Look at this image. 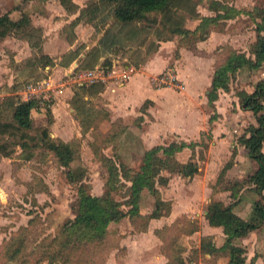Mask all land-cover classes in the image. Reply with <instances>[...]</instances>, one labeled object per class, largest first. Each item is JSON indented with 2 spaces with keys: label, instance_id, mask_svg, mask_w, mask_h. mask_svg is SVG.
<instances>
[{
  "label": "rangeland",
  "instance_id": "obj_1",
  "mask_svg": "<svg viewBox=\"0 0 264 264\" xmlns=\"http://www.w3.org/2000/svg\"><path fill=\"white\" fill-rule=\"evenodd\" d=\"M42 1L44 0H17L15 6L16 8H25L30 14L32 23L42 27L45 34L42 50L54 56L57 62H60L62 54L66 52L65 55H67L68 49L72 48H76L79 52L77 61L81 62V68V65L83 68L86 67H84V63L89 67V63L98 54L99 57L107 55L115 59L113 61L117 67L135 66L132 72L133 77H140L141 74H144L149 80V87L159 90L160 87H156L151 78L160 71L146 74L148 69L145 64L153 63L160 58V60L165 59V67L162 70L172 69L177 75L179 73L180 85L161 86L164 87L162 89H165V93H160L158 90L153 91L152 96L162 97L165 105H162V102L139 101L136 96L134 98L132 96L129 99L130 104L125 110L127 115L115 120L114 126L110 128L106 123L98 122V117L107 113L105 108L108 106L102 104L104 96L98 94L97 91L92 93V103L98 106L87 108L92 114L84 122L82 121L81 127L73 113L67 110L68 106L64 105L65 111L61 118L63 125L58 129L77 151L68 167L60 165L53 152L42 147H31L35 153L29 159L22 156L24 151L21 152L22 148L18 145L11 146L12 153L10 155L0 153V264H49L48 252L53 251L56 243L64 236L61 232L64 221L74 216L73 204L77 195V185L81 181L87 185V189L93 195H111L119 200L123 198L124 188L111 191L105 184L108 174L100 160L101 152L108 155L114 153L118 161L137 168L141 163L144 147L156 143H167L170 140H201L202 144L197 145L194 149L184 148L177 153V158L180 161L192 157L199 165L198 173L191 177L172 174L174 177L171 175L173 178L169 180L170 183L167 187H159L160 196L167 199L175 200V198L182 197L186 203L189 201L195 203L192 208L198 203L195 211L200 212L201 215L210 207L213 200L230 201L229 192L222 188L226 183L228 186L233 185V190L237 195L240 194L244 186L250 184L249 174L254 171L257 163L247 155L246 149L237 142V137L249 123L255 122V118L250 110H244L239 106V103L237 104V98H234V95L240 89L253 90L256 81L264 78V64L257 69L245 66L236 72L230 80L229 89L225 94L226 99L215 101L217 116L213 121L208 120L213 110L208 104H205V101L208 88L207 80L211 77L215 65L231 50L243 51L247 55H251L250 49L256 40L257 31L255 19L249 12L255 13L257 7H263L264 0H221L235 5L241 9V12L233 17L219 18L205 40L193 41L195 37L188 35L185 41L191 45L176 44L181 38L176 34L171 35L170 41L157 44L155 37L153 38V28L151 30L136 21L121 26L119 30L110 24L107 27L111 29L107 30H110L108 36L112 35L111 39H104V36L101 38L106 27L105 23H107L104 21L109 19V17L104 19L106 15L104 12V14L99 12V15H93L97 17L94 23H89V20L84 19L77 25L71 26L69 22L75 13L64 12L53 2L45 6ZM78 1L84 5L89 2V0ZM211 1L181 0L182 6L185 4L189 6H186L188 11H193L191 8L195 9V12L186 18L187 26L195 25L199 16L215 14V10L210 9ZM183 11L186 10L182 9V12H178V18L189 15ZM17 14L18 12L12 16ZM87 19H90L89 15H87ZM73 37H75L72 43L74 46L68 48L70 43L67 39ZM113 38L118 42L112 41ZM36 54L38 51L31 47L25 38L8 34L2 41L0 40V116L4 120L9 119L10 111L6 101L2 100H6L7 95L25 97L23 90L27 88V84L43 79V77L39 78L43 73L40 67L36 70L35 76L31 73L28 76H26L27 74L22 76L16 74L15 76L11 64L16 63L20 66L26 58ZM72 66L74 67V65ZM68 67L58 63L55 69L48 71L53 81L58 83L69 80L67 85L73 89L77 84L74 78L70 79L68 74H65ZM16 77H21L17 83L19 86L17 89L22 91L21 93L19 90L15 92L9 88ZM30 77L38 78L25 83ZM190 77L193 83L197 79L201 84H206L199 94L191 93L189 95L187 92L188 95H183L185 89L186 91L191 89ZM115 79L119 80L116 77ZM128 82H130V78L123 84ZM93 83L95 88L102 85L99 82ZM116 86L121 85L117 84ZM63 88L62 95H65V87ZM39 89H43V87ZM118 89L127 93L123 89L129 88L119 87ZM222 91L220 90V92ZM44 92H37V94L40 93L39 97H42L40 99L43 102L56 99L54 93L49 98L48 96L44 98ZM191 96L196 98L197 105L194 102V107L191 106L189 110L183 109L180 103H178L180 108L178 105L176 106L180 98L185 97L190 100ZM171 102L176 106L174 110L169 105ZM145 108H148L149 114L138 115L139 110ZM182 115L187 120L192 116L203 120V123L205 122L200 136L185 137L178 132L170 133L168 131V134L164 131L160 132L159 125H162L164 121L174 118V116L179 118ZM143 117L144 122H142ZM33 119L32 134H37L43 129L49 132L50 136L51 132L55 133L53 121L50 122L42 112L33 111ZM90 126L93 128L87 130ZM120 130L121 132H119ZM110 131L118 132V137H115L117 143L115 138L108 134ZM52 138L56 139L57 137L53 136ZM93 149H96L98 154H94ZM152 197L150 190L144 191L140 201L142 213H146V210L149 209ZM236 204L244 217L250 216L249 207L252 205L250 206L248 201L236 202ZM201 215L193 217L183 214L177 216L176 220L157 227L163 237V242L159 246L164 248L165 250H163L168 254L171 252V256L178 254V250L186 249L191 259L184 261L185 264L212 263L214 259H205L203 255H199L202 252H197L199 239L197 235L199 234L196 232L190 236L187 235L189 228L196 222L202 229L200 227L202 225ZM191 219L194 220L191 221ZM146 226L147 220L142 217L138 216L134 221L125 219L121 222L119 230L127 233L130 228L133 234L130 240L123 244L124 246H121L122 240L116 235L118 228H110V231H113L112 236L95 239L89 243L76 244L66 253L65 257L54 258L53 264H121L122 260L120 259L125 257L123 254L127 252V248L134 251L141 242L149 247H155V245L157 247V240L153 235L150 238L139 233V230ZM247 244L251 255L256 249L255 251L263 256L264 264V236L255 241L254 239L248 240ZM16 247L19 249L17 250ZM14 249L16 253L11 256ZM249 258L247 255V261ZM199 260H201L200 263Z\"/></svg>",
  "mask_w": 264,
  "mask_h": 264
},
{
  "label": "trees",
  "instance_id": "obj_2",
  "mask_svg": "<svg viewBox=\"0 0 264 264\" xmlns=\"http://www.w3.org/2000/svg\"><path fill=\"white\" fill-rule=\"evenodd\" d=\"M59 1L68 11L77 9V5L72 0ZM180 2L181 0H90L84 10L89 17H92L96 11L106 10V14H110L113 20L120 23L136 21L145 27H154L159 33V39L170 38L174 34L180 35L178 45H191L185 41L188 35L195 37L193 41L205 39L219 18L233 17L241 12V9L235 5L221 0H212L210 9L215 10V14L199 16L195 25L187 26L186 18L192 15L195 9L191 8L193 11H188L186 6H189L187 4L182 6ZM182 9L186 10L183 12L189 15L178 18V12H182ZM249 13L255 19L257 31L256 40L250 49L251 55H247L243 51L231 50L215 65L207 92V102L213 110L209 116V121L215 120L217 116L214 101L218 97V90H228L231 78L239 69L245 66L250 69H257L264 64V6L257 7L255 13L251 11ZM83 15L84 13L80 12L73 23L77 22L78 18ZM8 34L25 38L30 46L38 51V54L26 58L20 66L16 67L17 76L19 74L21 76L27 74L26 76H28L30 73L35 76L39 67L43 72L39 78L47 76L48 71L44 68L46 65L52 66L53 61L49 55L42 53L41 27L32 23L30 14L26 10L20 11L16 18H12L8 12L0 15V40ZM74 57L70 59L72 60ZM20 78L16 77L9 88L14 91L18 90L17 83ZM37 78L30 77L25 83ZM83 86L84 84L79 85L81 89ZM236 95L239 98L240 107L244 110H250L255 118V122L249 123L238 135L237 142L246 149L247 155L256 161L257 166L249 174L250 184L244 186L239 195L235 194L233 185L228 186L226 183L222 187L230 190L231 197L237 196L234 198L235 200H231L227 204L221 200L211 201L206 218L211 225L222 226L224 241L221 246L216 247L209 239L203 237L200 250L202 253L207 252L209 254L217 253L222 249L227 250L229 254L228 264H247L245 259L246 247L237 241V237L248 229L256 230L257 239L264 236V78L256 81L252 91L240 89ZM5 98L6 100L2 101H6L10 114L8 120H4L0 116V153L10 155L12 153L11 146L18 145L22 148L21 152L24 151V155H21L29 159L35 153L31 147H42L53 152L60 165L68 167L77 153L72 144L58 138H52L49 132L44 129L37 134L31 133L34 127L31 110L37 108L42 111L43 109L49 115L48 105L50 101L43 102L37 97L18 98L16 100L14 95H7ZM78 108L80 113H85L86 117H90L92 114L82 103L79 104ZM105 117H107V113L102 117L99 116L98 122ZM84 120L85 118L82 117L81 123ZM114 124L112 122L111 126L113 127ZM117 133V131L108 132L113 138L118 137ZM115 140L117 143V138ZM199 144H202L201 140L187 141L183 139L155 144L142 153L141 163L137 168L118 161L114 153L108 155L101 152L100 160L106 167L108 174L105 184L111 191L124 188L123 198L119 200L111 195H93L87 189V185L81 181L77 185V195L73 204L74 216L64 221L61 228L64 236L56 243L54 250L48 252V263L53 264L56 257H65L66 253L76 244L89 243L95 239L112 236L113 231H110L109 225L119 222L125 216L134 221L138 216L147 220L167 213L170 210V200L162 199L159 194V187L167 186L175 173L183 177H191L198 173L199 165L192 157L180 161L177 158V153L184 148L194 149ZM93 153L98 154L96 149H93ZM147 189L153 195L152 202H150L148 211L142 213L140 201ZM242 197L253 199L248 219L241 217L234 211L236 202H239ZM196 227L197 224H193L188 232L193 231ZM16 249L18 250L19 247ZM14 253H16L15 249L11 256ZM250 261L252 263L253 259ZM172 264L185 263L182 260H177Z\"/></svg>",
  "mask_w": 264,
  "mask_h": 264
},
{
  "label": "crops",
  "instance_id": "obj_3",
  "mask_svg": "<svg viewBox=\"0 0 264 264\" xmlns=\"http://www.w3.org/2000/svg\"><path fill=\"white\" fill-rule=\"evenodd\" d=\"M72 1L74 4L77 5V9L73 10V11H68L60 3L59 0H44L42 2L45 6H46V4L48 6V4L50 5V3L53 2V3H56L59 6V8H61L64 12L67 11L68 13H75L74 17L69 22V25H71V26L77 25L80 21H82L84 19L89 20V23H94V20L97 19V17L96 16L94 17L93 15H97L99 12L101 14H104V13L106 14V10H101L99 12L96 11L95 14H93L92 17H90V19H87L88 14L84 10L87 3H86V5H84L83 3H81L78 0L77 1L72 0ZM16 3H17V0H0V15L4 12H8L12 18H16L19 15L21 9L25 10V8H16V6H15ZM16 12H18V14L16 16H12ZM80 12H83L84 15H86V16L83 15L82 17L78 18L77 22L73 23ZM107 17H109V19ZM105 18H107V19H105ZM104 19L106 20V21H104V23L107 22V23H105V26H106L105 30L101 34V38H102V36H104V39H107V38L111 39L112 35H110V37L108 36L110 30H107L110 28V27H107L110 24H111V26H113V28H116V30H119L121 26H123V25L126 26L127 24L132 23V22L120 23L119 21L113 20L111 18L110 14L109 15L106 14ZM34 25L40 26L38 24H34ZM118 26H119V28H118ZM152 28H153V30H152ZM150 29L154 32L153 38L155 37L157 44H159V43L162 44V43H166V42L170 41L169 40L170 38L159 39L158 38L159 33H158V31H156V28L150 27ZM41 31H42V34H41L42 42L41 43H42V48H43V37L45 36V34L43 33L44 30L42 29V27H41ZM71 33H72V31H71ZM151 34H152V32H151ZM161 36H162V34H161ZM74 39H75V37H73L71 39L69 38V40L67 39V41L70 43L68 48H71L74 46V44H72ZM104 39H103V42H105ZM203 40H205V39H203ZM112 41H116V39L113 38ZM116 42H118V41H116ZM176 44H178V43H176ZM179 47H181V46H179ZM68 52L69 53L67 55H65L66 52L64 54H62L60 62H57L55 60L54 56L49 55L48 53H46L45 51L42 50V53L49 55L53 61L52 66H50V67H49V65H46L48 67L45 66L46 71H48L49 69H55V66H57L58 63H60L63 66H69L66 69L65 74H68V77L70 79L74 78V80L77 84L76 87L74 86V88L72 89L70 86L67 85L69 80L63 81V87H65V95H62V93L64 92V88L62 89L61 92H52V94L54 93V96H56V99L55 100L54 99L49 100L50 101V103L48 105V107L50 109L49 115H47V113L44 112L43 109H42V111L38 110L37 108H33L31 110L32 117H33V111L37 110V111L42 112V114L46 115L50 122L53 121L55 133L53 134L51 132L52 137L55 136V137L59 138L60 140L69 143V140L65 139V137L61 134L60 129H58L59 126L63 125V121L61 120V118L63 117V112L65 111L64 110L65 108H63V106L64 105L68 106L67 110L69 112L73 113L74 118L78 120V123L81 127L82 126L81 125L82 124L81 123L82 116L85 119H87L88 117L85 116L84 112L80 113L78 106L80 103H82V104H84V106L86 104L87 108H89V106H91V107L96 106L97 107L98 106L97 104L94 105L92 103V93H94V91H97L98 94H101V96H104V99H102V104H105L108 106L105 108L106 109L105 111L107 112V117L101 118V120L99 121L100 124L106 123L108 125L107 126L108 128H110L112 122L119 119V117H125V115H127L125 110L129 106V104H130L129 99L132 96H133V98L136 96V98L139 101L144 100V102H145V100H149L151 103L152 102H157V103L162 102V105L166 104L162 97L157 98L155 96H152L153 91H157L158 89L154 90V89L149 87L150 86L149 80H148V78L145 77L144 74H141L140 77H136V76L133 77V75L131 74L132 76L129 77L130 82H128L127 84H125V83L123 84V82H120V81L118 82V80L115 79V76L111 75L109 72L110 65L114 63L115 59L110 58L107 55L99 57L100 55L98 54L96 56V58L89 63V67L84 63V67L85 66L86 67L83 68V65H81L82 66V68H81L80 67L81 62L77 61L78 55H79L78 50L76 48H74V49L72 48V49H68ZM73 56H75V57L71 60L70 58ZM106 60H108V61H106ZM87 62H89V61H87ZM75 63L78 64V67L73 70L71 68L73 67L72 65H74ZM11 65H13L12 67L14 68V75L16 76V73H17L16 67L18 65L16 63L11 64ZM145 65H146L145 67L148 69L146 71V74H148L149 72H158V71H161L162 68L165 67V59L160 60V58H159L156 61H154L153 63H147ZM97 68H99L98 71L102 73L103 78L98 80V81H95V82H99L100 84L102 83L103 86L101 85L100 87L97 86V88H95V84L93 82L88 83L86 81L81 82V80H79L78 75H77L78 71L80 72V71H84L87 69H97ZM143 73H145V71H143ZM212 73H213V71H212ZM178 75H179V73H178ZM193 75H195V74H193ZM47 76L50 77L49 71H48ZM178 78H179V76H178ZM211 78H212V74H211V77L208 78V80H207L208 88H209L210 83H211ZM189 79H190L189 83L192 82L190 85L191 89H188L189 91H186V89H185L186 94L183 93V95H188L187 92H189V95H191V93L199 94L202 91V88H204L206 83L201 84L200 81H198L197 79L193 83V81L191 80V77ZM82 84H84V86L81 89L79 87V85H82ZM117 84L121 85V86H119L121 88L128 87L129 89H123V90H126L127 93L120 91L121 89H118L119 87L116 86ZM162 88H164V87H160L158 91L160 93H163V92L165 93L166 92V91H164L165 89H162ZM208 88L206 89L205 104H208V102H207ZM67 89L69 91H66ZM220 90H223V89L218 90V97H217V99H215V101L226 99L225 94H227L228 90H223L222 92H220ZM16 91L17 90H15V92ZM21 92L22 91H20V93ZM14 97L16 100L18 98L26 99L25 97L22 98L18 95H14ZM172 97L179 99L176 96H172ZM180 97H182V96H180ZM234 98H237L236 102L238 104L239 103L238 96L234 95ZM233 100H235V99H233ZM215 101H214V105L216 107ZM144 102L142 103V105L144 104ZM194 102L197 105L196 98L192 97L190 100H187L185 97H183V98H180V101H177L176 106L178 105V103H180V106L183 109L189 110V108L191 106L194 107ZM201 102H203V101L201 100ZM169 105H170L171 109H173V110L176 107L173 102H171V104H169ZM141 106H140V108H141ZM180 106L178 105V108H180ZM139 111H140V113L138 115H140V116H146V114L147 115L149 114L148 108H145L144 110L140 109ZM198 114H200V113H198ZM144 120L145 119L143 117L142 122H144ZM208 120H209V117H208ZM204 124H205V122L203 123V120H198L196 117L191 116L187 120L186 117L182 115L179 118L174 116V118L167 119V121H164V123H162V125H159L158 129L160 130V132L164 131V133H166V134H168L167 132L170 131V133L178 132L185 137H190V136L195 137L198 135L200 136L201 130H203V128H204ZM91 128H93V126H90L89 128H87V130H89ZM143 140H144V138H143ZM156 144H159V143H156ZM154 145L155 144H153L152 146H154ZM152 146L144 147L145 148L144 151L146 149L152 147ZM172 178L170 180H172ZM166 187L167 186H164L163 188H166ZM226 191L229 192L228 196L230 198V201L235 200L233 197L230 196V190L226 189ZM177 194L180 195V193H177ZM161 197H162V199L170 200V210L167 213H164L158 217L148 218L147 219V226L144 229L139 230V233L141 232L140 234H142L144 236L147 235V237H150V238L154 236L155 240H157V247H156V245H155V247H149V246L145 245L143 242H141V244L137 245V247H136V249H134V251H132L131 248H127V252L125 254H123V255H125V257L124 258L121 257V259H120V260H122L121 264H172V263L176 262L177 260L187 261L188 259H191V257L188 254V251H186V249H182L181 251L178 250V254H175L176 257H175V255L171 256V252L169 254L167 252H165L164 251L165 249L162 248L161 246H159L163 242V237L161 235L160 230L157 227H161L162 225H165L169 222H172L173 220L177 219V216H182L183 214H184V216H193V217L194 216H200L201 215L200 212L195 211L196 205L198 203L194 206V208H192L195 203L191 202V201L186 203L182 197H180L179 199L175 198V200L167 199L166 197H164L162 195H161ZM174 197H175V195H174ZM244 200L248 201L250 206L252 205V202H253L252 198L242 197L239 202L244 203L245 202ZM221 201L223 202V200H221ZM230 201H228V202H230ZM228 202H223V203L227 204ZM236 205L237 204H235V206H234V211L238 215H240L241 217L248 219L249 217H246V216L244 217V215H242V213L239 211V209L236 207ZM148 208H150V205ZM251 208L252 207H249V213L251 211ZM146 211H148V210H146ZM189 212H193V213H189ZM206 213H207V210H205L203 212V214L201 215L202 225L200 227H202V229L204 231H201L202 229H200L199 226L197 225V227L193 231L187 233V235H189V236L196 233V232L199 234V235H197V236H199L198 251H197L198 253L201 252L200 245H201V240L203 239V237L209 239L211 241V243L213 245H215L216 247L221 246L223 241H224V233L222 230V226L211 225L206 218ZM125 219L128 220L129 217L125 216L119 222L111 223L109 225L110 228H115V229H116V227L118 228L117 229L118 232L116 235L119 236L122 240L121 246H124L123 244H126L125 242L127 240H130V238L133 234V232H131L130 228L127 231V233L125 231L119 230V226L121 225V222ZM193 220L194 219H191V221H193ZM126 227H127V225H126ZM150 228H152V229H150ZM263 229H264V227H263ZM148 235H151V236H148ZM251 239H254V241L257 240L256 230L248 229L247 231L240 234L239 237H237V241H239V243L245 245V247H246V252H245L246 262H247V264H263V260H262L263 256L261 254L257 253L255 251L256 249L253 250L252 255L250 253V250L248 251L247 241L251 240ZM199 255H203L205 259L206 258L207 259H210V258L214 259V261L212 263H208V264H228V260H229V254H228L227 250H223V249L219 250L217 253H214V254L213 253L209 254L207 252H204V253H200ZM247 255H249V257H250L249 261H247ZM251 259H253L252 263H250ZM200 261L201 260H199V263H200ZM115 264H117V263H115ZM203 264H206V263H203Z\"/></svg>",
  "mask_w": 264,
  "mask_h": 264
},
{
  "label": "built area",
  "instance_id": "obj_4",
  "mask_svg": "<svg viewBox=\"0 0 264 264\" xmlns=\"http://www.w3.org/2000/svg\"><path fill=\"white\" fill-rule=\"evenodd\" d=\"M48 67V66H46ZM78 67V64L75 63L73 70ZM99 68L97 69H87L84 71H78L77 75L79 80L81 82H95L103 78V75L101 72L98 71ZM134 70L133 65H125L117 68L116 63L114 62L113 64L110 65L109 72L111 75H114L116 78H118L120 82L127 81L129 77L131 76L132 72ZM116 74V75H115ZM152 82L156 87H161L164 85H175L179 86V78L175 71L172 69H166L162 70L159 73L155 74L151 78ZM27 88L24 89V94L26 95L25 98L29 97H37V98H42L39 97L40 93L37 94V92H42L45 91V95H43L44 98L48 96V98L51 96L52 92H61L63 89V82H54L53 79H51L49 76L43 77L42 81H36L32 83H28ZM40 87H43V89H39ZM38 88V89H37ZM47 93V94H46ZM37 94V95H35Z\"/></svg>",
  "mask_w": 264,
  "mask_h": 264
}]
</instances>
